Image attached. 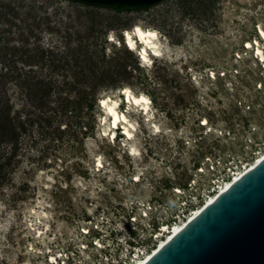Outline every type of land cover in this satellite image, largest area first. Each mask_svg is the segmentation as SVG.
Returning a JSON list of instances; mask_svg holds the SVG:
<instances>
[{
  "label": "rangeland",
  "instance_id": "374dc122",
  "mask_svg": "<svg viewBox=\"0 0 264 264\" xmlns=\"http://www.w3.org/2000/svg\"><path fill=\"white\" fill-rule=\"evenodd\" d=\"M136 26L159 36L145 64ZM259 27L264 0H0V264H131L263 152ZM107 97L130 141L109 136Z\"/></svg>",
  "mask_w": 264,
  "mask_h": 264
},
{
  "label": "water",
  "instance_id": "95a60500",
  "mask_svg": "<svg viewBox=\"0 0 264 264\" xmlns=\"http://www.w3.org/2000/svg\"><path fill=\"white\" fill-rule=\"evenodd\" d=\"M114 12L164 0H75ZM148 264H264V161Z\"/></svg>",
  "mask_w": 264,
  "mask_h": 264
},
{
  "label": "bare ground",
  "instance_id": "6f19581e",
  "mask_svg": "<svg viewBox=\"0 0 264 264\" xmlns=\"http://www.w3.org/2000/svg\"><path fill=\"white\" fill-rule=\"evenodd\" d=\"M141 35L145 37V40L147 42L142 41L140 39ZM258 35L259 38L264 42L263 28H258ZM129 38L131 39L129 40ZM125 40L126 45L130 51H137L139 45H141V48L138 50V57L140 58L143 64L149 62V56L157 57L161 55L159 36L154 31L144 30L141 27L136 26L132 33H126ZM129 44L133 46L129 47ZM246 48L249 50L254 49L255 57L258 62H261L263 64L264 69V52L260 47L259 43L256 42L255 44H252L250 42H247ZM121 95L123 97L125 96L124 100L127 104L131 106V108L138 107L143 112V114H145L146 117H149L150 101L145 95L135 96L130 89H123ZM100 106L105 110L108 118H110L111 131L109 136H112V134H114L115 136V130L120 128L121 130H123L122 135L128 141H130L134 137V125L128 119L126 113H121L119 111V102L117 100H113L107 97L101 100ZM129 155L136 156L137 154L132 152L129 153ZM263 161L264 151L258 153L257 157H255L252 162L244 164L241 169H238L235 173H232L229 177V180L217 186L215 191H213L211 195L207 196L206 199L200 205L195 207L187 216H183V219L175 222L170 226L162 225L160 229V232H162V234L158 235V240L156 241V244L150 250L143 253L142 256L136 257L131 264H148L154 257H156L161 251H163L177 235L184 231L204 211L211 207L219 197L227 193L236 183H238L245 175L251 172ZM98 166L102 167V164L99 163ZM52 261H54L53 258Z\"/></svg>",
  "mask_w": 264,
  "mask_h": 264
},
{
  "label": "trees",
  "instance_id": "16d2710c",
  "mask_svg": "<svg viewBox=\"0 0 264 264\" xmlns=\"http://www.w3.org/2000/svg\"><path fill=\"white\" fill-rule=\"evenodd\" d=\"M67 1L79 3V2H77L75 0H67ZM80 4H83V3H80ZM84 5H87V4H84ZM91 6H94V7H102V6H96V5H91ZM148 8H150V7L130 8V9H127V10H136V11H139V10H145V9H148ZM123 11H125V10H123Z\"/></svg>",
  "mask_w": 264,
  "mask_h": 264
},
{
  "label": "built area",
  "instance_id": "2783aa9c",
  "mask_svg": "<svg viewBox=\"0 0 264 264\" xmlns=\"http://www.w3.org/2000/svg\"><path fill=\"white\" fill-rule=\"evenodd\" d=\"M132 220H133V221H131V222H135L134 219H132ZM160 229H161V228H160ZM159 232H160V230H159ZM136 249H137V248H136ZM136 249H135V250H136ZM143 252H144V251H142L141 249H139L138 252H137L138 255L133 253V254H132V257L129 258V261H131V263H132L133 260H134L136 257H138V256H142ZM123 264H126V263H123Z\"/></svg>",
  "mask_w": 264,
  "mask_h": 264
},
{
  "label": "clouds",
  "instance_id": "9594fccd",
  "mask_svg": "<svg viewBox=\"0 0 264 264\" xmlns=\"http://www.w3.org/2000/svg\"><path fill=\"white\" fill-rule=\"evenodd\" d=\"M130 39H131V38H129V40H130ZM140 39H141L142 41L147 42V41L145 40V37H144L143 35H141Z\"/></svg>",
  "mask_w": 264,
  "mask_h": 264
},
{
  "label": "snow or ice",
  "instance_id": "6c2138e0",
  "mask_svg": "<svg viewBox=\"0 0 264 264\" xmlns=\"http://www.w3.org/2000/svg\"><path fill=\"white\" fill-rule=\"evenodd\" d=\"M137 31H139V30H137ZM133 45H131V44H129V47H132Z\"/></svg>",
  "mask_w": 264,
  "mask_h": 264
}]
</instances>
